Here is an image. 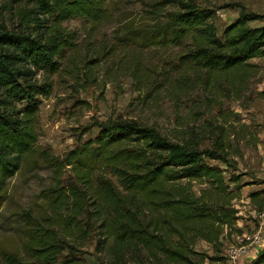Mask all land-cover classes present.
<instances>
[{
  "label": "trees",
  "instance_id": "1",
  "mask_svg": "<svg viewBox=\"0 0 264 264\" xmlns=\"http://www.w3.org/2000/svg\"><path fill=\"white\" fill-rule=\"evenodd\" d=\"M7 2L11 9L20 8L18 30L0 26V209L8 180L36 150L39 97L51 92L50 82L39 84L36 78L57 73L62 52L74 46L62 23L81 19L93 32L110 20L106 0ZM159 10L138 25H127L118 38L143 50L179 46L189 38L187 64L210 75L247 74V61L264 58V24L249 26L264 21V16L242 13L221 40L210 10L187 1L163 21ZM94 126L97 135L61 160L39 152L55 182L42 193L48 213L25 215L23 254L0 246V264H56L67 246L58 229L64 237L103 229L101 233L112 240L111 264H224L223 256L208 257L191 249L200 238L220 254L222 231L232 230L238 220L231 202L239 192L229 190L223 171L205 160L226 162L224 139L217 137L214 150H208L200 149L196 140L173 142L131 121L106 120ZM66 169L71 178L61 185ZM191 182L208 188L197 197ZM229 182L235 184L237 178L231 176ZM250 198L256 202L258 194ZM60 264L80 262L70 258ZM256 264H264V252Z\"/></svg>",
  "mask_w": 264,
  "mask_h": 264
},
{
  "label": "rangeland",
  "instance_id": "2",
  "mask_svg": "<svg viewBox=\"0 0 264 264\" xmlns=\"http://www.w3.org/2000/svg\"><path fill=\"white\" fill-rule=\"evenodd\" d=\"M187 1L214 13L221 40L224 30L242 13L264 16V0H106L110 20L93 32L81 19L62 23L74 46L62 52L57 73L36 78L39 84L50 82L51 92L39 97L36 150L23 159L7 183L0 209V246L23 254L25 215L48 213L42 193L55 182L39 152L61 160L97 135L95 123L126 120L153 128L173 142L196 140L200 149L214 150V140L224 139L228 152L222 159L226 162L205 160L223 171L229 190L239 192L240 197L231 202L238 220L232 230L222 231L220 254L200 238L191 249L208 257L223 256L224 264H231L230 249H243L246 253L236 264H256L264 252V221L260 218L264 211V58L247 61V74L234 78L210 75L187 64L185 55L192 49L189 38L179 46L144 50L118 38L127 25L146 21L157 9L163 21L164 15L179 11L180 4ZM9 6L7 0H0V26L16 31L20 6ZM263 24L256 21L249 26ZM63 171L60 184L66 185L71 175L67 169ZM231 176L237 183L229 182ZM106 177L116 183L114 177ZM190 185L197 197L208 188L196 182ZM252 194H258L256 202L251 201ZM101 231L64 237L58 229L67 246L56 264L70 258L80 264H111L108 250L112 240ZM255 237L261 239L259 246Z\"/></svg>",
  "mask_w": 264,
  "mask_h": 264
},
{
  "label": "built area",
  "instance_id": "3",
  "mask_svg": "<svg viewBox=\"0 0 264 264\" xmlns=\"http://www.w3.org/2000/svg\"><path fill=\"white\" fill-rule=\"evenodd\" d=\"M260 218L264 221V211H262V213L260 214ZM255 243L256 245L259 246L261 244V239L259 237H255ZM228 253H229V262L231 264H236L240 255L245 254L246 251H243V249L242 250L230 249Z\"/></svg>",
  "mask_w": 264,
  "mask_h": 264
}]
</instances>
